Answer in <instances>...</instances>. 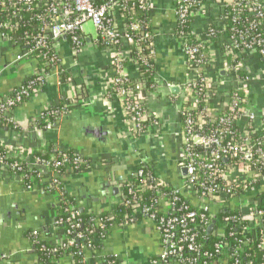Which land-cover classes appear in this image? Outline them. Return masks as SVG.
Here are the masks:
<instances>
[{
	"label": "built area",
	"instance_id": "2783aa9c",
	"mask_svg": "<svg viewBox=\"0 0 264 264\" xmlns=\"http://www.w3.org/2000/svg\"><path fill=\"white\" fill-rule=\"evenodd\" d=\"M215 2H219L222 9L219 17L220 24L208 27L203 33H196L192 29V23L197 15L209 13V3L206 0H176L174 3L175 26L172 35L182 43L186 58V77L181 86L179 84L166 86L183 90V96L181 94L183 107L179 109L182 124L180 134L182 154L179 167L180 174L183 168L186 169V174L182 175L181 186L177 190L173 189V192H163L161 188H166L167 185L140 164L134 169L131 178L140 180L136 188L141 192H154L156 207L153 213L148 214L149 208L141 205L140 199L126 200L122 187L119 195V202H125L126 206L131 208L132 214L129 219L125 216L119 227L128 226L139 218H148L155 223L161 251L151 264H200L199 259L202 260V264H228L225 260L228 254L223 249L227 246L226 243L223 244V248L220 245L216 247V254L222 256L220 260H211L212 255H200L197 239L201 227L196 224V214L189 211L188 206L183 204L177 210L175 209L174 203L179 200L178 195L188 194L190 198L200 200L202 204H206L205 209L211 206L229 208L233 205L229 209L239 211L243 220H250L248 226L244 227V232L260 227L263 222L264 212L258 209L261 202L256 194L260 192V189L264 191V173L261 171V169L264 170V117L260 120L261 130L258 133L254 127L258 119L254 114H248V122L243 124V99L238 89L228 95L227 108L223 111L215 109L216 96L212 92L216 78L212 79V76L222 70L227 74H234L238 83L240 82L239 66L233 64L234 59H239L241 62L246 54H256L264 59V38L256 35L248 41V38L239 30H234V33L240 34L239 37L234 38L229 35L225 31L228 18L224 13V10L230 7L235 16L233 22L237 23V14L241 9L246 8L249 24L257 28L264 20V0H217ZM32 4L33 0H0L1 12L10 13L8 22L1 24L0 28L9 29L12 32L11 34L0 33V39L6 44L25 48L17 55L15 62L34 58V54L38 52L42 64L24 84L0 98V126H5L6 123L13 124L9 113L29 100L49 78L54 77L60 83L63 81L65 72L54 46L62 38H68L69 44L77 53L83 44L84 26L88 23L97 33L96 42L103 44L104 47H112L116 51L111 64L113 77L105 94L107 100L116 101L119 104L128 127L135 134L140 135L148 128L160 124L158 116L149 113L145 99L141 96L144 84L140 69L145 68L156 72L155 36L151 32L150 25L123 14L125 11L127 16H133L135 10H140L148 15L150 22L155 9L153 0H107L102 4H97V0H42L35 4L36 8L43 9L45 12L41 18V26L33 30L32 35H27L26 32L18 33L19 23L22 22L21 14L24 11H30ZM187 19L192 20L191 32L188 34L176 32V25L181 26ZM189 35L194 37L196 44L188 43ZM222 35L225 37L224 41H222ZM218 44L223 51L220 55L223 59L221 62L214 49V46ZM258 45H261L259 49ZM228 57L232 58L231 65L227 63ZM128 64L135 67L137 73L135 78L126 75L125 67ZM156 75L153 90L164 85ZM75 101L76 98L71 100L63 98L60 104L43 110L38 115L35 125L44 130L53 129L76 103ZM208 123H217L218 127L206 136L196 133V129ZM233 126H236V133L232 130ZM197 146L201 147V150H196ZM0 147L5 150V154L0 156V174L5 173L4 177L20 182L25 191L37 187L41 193L52 194L58 200L51 222V227L57 232L58 238L55 245L48 246L56 252L74 247L77 242H80L79 251L83 254L93 253L89 257L83 256L82 263L90 264L89 259L101 251L95 248V244L101 242L103 239L101 237H105V233L108 232L105 223L112 221L113 217L108 214L102 220L98 217L99 214L88 229L80 231L78 219L80 210L76 205L65 207L67 212L65 219L59 217L57 211L65 192L60 181L64 174L59 173L58 169L64 168L65 173L66 170L79 173L81 167L88 166V160L75 154L72 160L73 165L65 167L63 160L68 157L57 147H53L48 160L34 158L31 150L24 145L0 142ZM8 160H15V163L9 164ZM226 160L231 161L229 164H222L221 161ZM20 164L25 165L28 173L33 175L29 177L30 184L23 182L26 176L21 173ZM126 182L128 193H132V183L129 179ZM239 188L241 192H238ZM252 195L255 199L251 197ZM176 211L181 213V216H172ZM156 213L168 218L162 217L155 221ZM65 223L69 225L66 230L61 227ZM97 230L101 231L100 238L96 236ZM71 234L74 236L66 239ZM31 235L35 238L31 244L32 247L39 245L41 241L36 233L31 232ZM218 236L223 237L221 233ZM259 246L264 248V239ZM238 247L239 245L232 250V254H229L230 260H233L232 264H238L236 260V254L240 250ZM41 248L43 249L44 246ZM185 250L194 253L196 258L191 259L185 256ZM111 257L117 264H123L125 259L124 255Z\"/></svg>",
	"mask_w": 264,
	"mask_h": 264
},
{
	"label": "crops",
	"instance_id": "0c3cea01",
	"mask_svg": "<svg viewBox=\"0 0 264 264\" xmlns=\"http://www.w3.org/2000/svg\"><path fill=\"white\" fill-rule=\"evenodd\" d=\"M215 1L206 0L210 6L209 13L197 15L194 19L192 29L196 33L220 24L222 9ZM175 2L153 0L155 9L150 18L157 53L156 76L164 85L147 93L144 99L149 113L158 116V126H152L140 135L135 134L128 127L119 104L107 100L105 94L113 77L111 64L116 51L112 47L99 46L97 33L89 25L84 26V42L77 53L66 38L54 46L65 72L63 81L60 83L54 77L49 78L29 100L9 113L13 122L11 127L0 126L2 143L24 145L31 151L42 152L47 146H52L88 160L84 171L66 170L60 181L77 207L94 216L111 211L119 203L122 184L131 178L140 164L172 189L177 190L181 186L179 100L183 90L166 86H181L186 77L182 43L172 35ZM214 49L221 62L222 47L218 44ZM24 50V47L12 46L0 39V98L19 88L40 67L41 62L35 58L15 62L17 55ZM227 63L232 64L231 57ZM233 64L239 66L240 82L236 83L234 74L222 70L215 76L211 75L212 79L216 78L213 87L217 92L215 109L223 111L227 108L228 95L238 89L243 99L242 122L247 123V115L254 114L258 119L254 124L258 133L260 120L264 117V59L256 54H246L243 61L234 59ZM125 69L126 75L136 77L132 64L126 65ZM63 98H76V103L59 123L51 130L36 126L38 115L60 104ZM184 196L195 207L203 205L188 194ZM251 197L255 199L253 195ZM57 205L56 196L41 193L37 187L25 191L20 182L0 174V264H38V256L27 239V233L35 232L41 242L55 245L58 234L51 227V222ZM160 251L155 223L148 218H139L125 227L110 226L101 251L89 259V263L102 264L107 256L124 255L123 264H151ZM59 264L71 262L68 257H63Z\"/></svg>",
	"mask_w": 264,
	"mask_h": 264
},
{
	"label": "trees",
	"instance_id": "16d2710c",
	"mask_svg": "<svg viewBox=\"0 0 264 264\" xmlns=\"http://www.w3.org/2000/svg\"><path fill=\"white\" fill-rule=\"evenodd\" d=\"M42 0H33V4L31 6V10L28 12H23L22 15V22L19 23L18 27V33H27V35H32L33 30H36L41 26V18H43L45 12L43 9H38L35 7V4ZM107 0H97V4H102ZM232 3V2H230ZM225 15L228 18L227 26H226V32L233 36L234 38L239 37L240 34L234 33V30H239L242 35L246 36L248 41L256 35H260V38H264V20L260 23V25L257 26V28H253L247 18H248V12L246 8L241 9V11L237 14L236 18H238L237 23L234 21V14L231 11V8L228 7L224 10ZM123 14L126 17H133L138 19L139 21H143L147 25H150L148 15L140 10H135L133 16H127V13L123 11ZM9 12H1V6H0V25L8 22L9 20ZM127 23V22H126ZM192 23L191 19H187L185 23L181 24L179 26L178 24L175 27L176 32H181L184 34H188L191 32V26ZM13 31V30H12ZM14 32V31H13ZM0 33L4 34H11L12 32L9 29L0 28ZM67 41L69 42L68 38ZM84 42V40H82ZM82 42V43H83ZM188 43L190 45L196 44V41L194 40V37L192 35H189ZM102 48L104 47L103 44H99ZM261 45H258V49ZM204 51V50H202ZM34 58L37 59L39 62H41V59L39 57V53L34 54ZM153 65V63H151ZM42 65V64H41ZM140 74L143 75V78L141 79L144 88L141 91V96L143 98L146 97L147 93H150L153 89V84L155 80V74L156 72L153 70H148L145 68L140 69ZM241 76V74H240ZM215 96L217 95L215 91L212 92ZM5 126L11 127L12 124L6 123ZM218 127L217 123H208L206 126H203L202 128L196 129V133L201 136L209 135L215 128ZM232 130L236 133V126L232 127ZM196 150H201V147H195ZM53 147L47 146L45 152L39 151V150H32V155L34 158H40L43 160H48L51 157ZM5 154V150L0 147V156H3ZM67 159L63 160V165L65 167H71L72 160L75 156V153L73 152H64ZM231 160L221 161L222 164H229ZM9 164L15 163V160H8ZM21 173L26 176V178L23 179V182L25 184H30L29 177L33 176L28 173L25 165L20 164ZM87 167L83 166L81 167V171H84ZM59 173L62 175L65 174L64 168L58 169ZM261 171L264 173V170L261 169ZM129 181L133 185V191L132 193H128V187L126 186L127 182L122 184V193L125 195L126 200L131 201L133 198L136 200L140 199L141 205L146 206L149 208V213L152 214L154 211V208L156 207L155 203V195L152 191H145L141 192L136 187L139 185L140 180L137 178H129ZM38 182V180H36ZM163 192H173L174 190L167 186L166 188H161ZM238 192H241V188H239ZM257 197L260 200V205L258 206V209L264 212V191L260 189V192L257 193ZM178 201L174 203L175 209L177 210L180 208L183 204L188 206V210L191 212H194L196 214V224H198L200 227L199 233H198V239H197V245H199V252L200 255L207 254L212 255L211 260H220L222 256H219V254H216V247L218 245L222 246L226 243L227 246L223 249H225V252L228 254V256L225 258L228 264H232L233 260H230V255L232 254V250L236 248V246L239 245L238 248L240 250L236 254V260L238 261V264H264V248L260 247L261 240L264 239V217L262 225L258 228H251L248 231L244 232V227H247L250 223V220H243L241 214L237 210H232L227 207L222 208H214L210 207L208 209H205L204 207H195L193 204L187 200L184 196L178 195ZM66 203L67 205H65ZM70 205H76L75 200L70 197L67 193L63 192V196L61 198V203L59 207L57 208V211L59 212V217L65 219L67 217V212L65 211L66 206ZM77 206V205H76ZM110 214L113 217L112 221H108L105 223L107 231L109 230L111 225H118L120 226L123 222V219L125 216L129 219L131 214V208L127 207L125 202H119L114 205L113 209L109 212L101 213L98 217L102 220H104L107 215ZM172 216H181V213H178L177 211ZM168 218V216H164L162 214L156 213V219L155 221H158L159 218ZM96 218V216L89 214L85 211L79 212V223H80V231H85L88 229L92 221ZM136 220V219H134ZM205 223H207L205 225ZM213 224V230L211 233L207 232L208 227ZM63 229L69 228L68 224H63L61 226ZM108 233V232H107ZM107 233H105L107 235ZM219 233L223 235V237H219ZM74 234H71L70 236H67L66 239L73 237ZM97 238H100L101 231L97 230L96 233ZM103 238L101 242L95 244V248L97 250L102 249V242L105 237ZM27 239L32 244L33 240L35 238L31 235V232L27 233ZM65 239V240H66ZM64 240V241H65ZM81 243L77 242L76 246L63 249V250H57L56 252L52 251V248L49 247L44 242H41L39 245H33L34 251L38 256V264H58V262L63 257H68L71 264H83V256L86 254H83V252L79 251V245ZM44 246L42 249L41 247ZM264 247V246H263ZM185 256H189L191 259H195L196 255L194 253H189L188 251H184ZM88 254H93L90 252H87ZM154 260V259H153ZM200 260V264H202V260ZM102 264H117V262L113 259L111 256H107L103 259Z\"/></svg>",
	"mask_w": 264,
	"mask_h": 264
},
{
	"label": "water",
	"instance_id": "95a60500",
	"mask_svg": "<svg viewBox=\"0 0 264 264\" xmlns=\"http://www.w3.org/2000/svg\"><path fill=\"white\" fill-rule=\"evenodd\" d=\"M175 89H176V88H175ZM181 172H182L183 175H185V174H186V169L183 168V169L181 170ZM79 210H80V212L83 211V209H79ZM212 230H213V224H211V225L208 227L207 232H208V233H211Z\"/></svg>",
	"mask_w": 264,
	"mask_h": 264
},
{
	"label": "rangeland",
	"instance_id": "374dc122",
	"mask_svg": "<svg viewBox=\"0 0 264 264\" xmlns=\"http://www.w3.org/2000/svg\"><path fill=\"white\" fill-rule=\"evenodd\" d=\"M86 25H89V26H91V24H89V23H88V24H86ZM179 101H182V100L180 99ZM181 107H183V105H182V106H180V108H181ZM2 175H4V176H5L6 174H5V173H3ZM203 206H206V204H205V203H203V205H202V206H200V207H203Z\"/></svg>",
	"mask_w": 264,
	"mask_h": 264
}]
</instances>
